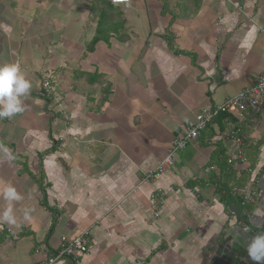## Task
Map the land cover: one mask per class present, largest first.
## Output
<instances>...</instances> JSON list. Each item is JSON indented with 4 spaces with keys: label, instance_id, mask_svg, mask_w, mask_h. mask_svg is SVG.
I'll list each match as a JSON object with an SVG mask.
<instances>
[{
    "label": "crops",
    "instance_id": "crops-1",
    "mask_svg": "<svg viewBox=\"0 0 264 264\" xmlns=\"http://www.w3.org/2000/svg\"><path fill=\"white\" fill-rule=\"evenodd\" d=\"M7 63L20 65L32 89L23 113L0 119V144L16 156L0 162V189L11 184L25 197L14 205L20 226H0V264H37L62 237L79 235L92 244L75 264H204L235 225L216 194L225 172L214 161H226L235 124L215 119L173 168L147 175L201 108L255 84L264 0H0ZM250 114L244 132L258 141L261 173L264 109ZM157 192L154 219L148 197Z\"/></svg>",
    "mask_w": 264,
    "mask_h": 264
},
{
    "label": "built area",
    "instance_id": "built-area-1",
    "mask_svg": "<svg viewBox=\"0 0 264 264\" xmlns=\"http://www.w3.org/2000/svg\"><path fill=\"white\" fill-rule=\"evenodd\" d=\"M109 1L116 5L123 4L127 6L129 4V0ZM50 80L51 77L46 75L41 83L42 89L46 93H50L51 90L49 85ZM263 109L264 68L252 87L242 90L234 97L227 98L220 105L207 104L201 108L192 120L180 127L167 151V155L155 170L147 175V180L155 179L165 170L173 168L177 163L178 153L185 150L191 142L198 139L206 127L219 115L226 114L233 116L237 122L240 123L244 120L246 112L249 111L252 114H259ZM237 124L233 126L227 134L231 150L228 153L226 164L230 169L239 171L241 175L245 174L246 183L243 186H233L230 193L232 197L237 199V202L239 203V206H237L240 209L243 210L246 206H252L256 209L258 204L257 188L259 184L260 169H257V167H250L249 158L245 153V149L248 146L257 147L258 141L246 135L242 128ZM213 169L214 168H211V170ZM163 197L164 195L162 192L153 193L148 197V204L154 219H157L160 216ZM91 244V239L85 235H80L73 239L62 237L59 242L58 250L37 264H75L79 259L90 253ZM35 253L38 254L39 249H36Z\"/></svg>",
    "mask_w": 264,
    "mask_h": 264
},
{
    "label": "clouds",
    "instance_id": "clouds-1",
    "mask_svg": "<svg viewBox=\"0 0 264 264\" xmlns=\"http://www.w3.org/2000/svg\"><path fill=\"white\" fill-rule=\"evenodd\" d=\"M32 83L26 79L25 74L17 63L0 64V119H11L25 111L24 100L30 95ZM16 159L14 153L5 145L0 144V162H12ZM0 199L6 206L0 210V226H20L14 205L25 197L17 191L16 187L9 184L0 189ZM32 209H25L22 219H31ZM264 220V218H261ZM239 241V232L236 233L234 243ZM248 258L255 264H264V232L252 237L245 245Z\"/></svg>",
    "mask_w": 264,
    "mask_h": 264
},
{
    "label": "water",
    "instance_id": "water-1",
    "mask_svg": "<svg viewBox=\"0 0 264 264\" xmlns=\"http://www.w3.org/2000/svg\"><path fill=\"white\" fill-rule=\"evenodd\" d=\"M259 193V192H258ZM235 218V225L228 229L218 244H213L206 250L204 264H255L245 250L247 242L255 235L264 232V225L258 214L264 216V196L258 195V204L251 216L240 211L237 205L228 207ZM239 232V241L233 242Z\"/></svg>",
    "mask_w": 264,
    "mask_h": 264
},
{
    "label": "trees",
    "instance_id": "trees-1",
    "mask_svg": "<svg viewBox=\"0 0 264 264\" xmlns=\"http://www.w3.org/2000/svg\"><path fill=\"white\" fill-rule=\"evenodd\" d=\"M97 38L94 39L91 43H90V46L93 45V43L97 42V39H99L98 36H96ZM164 39L166 40L167 44L169 47H171V43H172V40H171V36H169V33L167 35L164 36ZM246 114H250L249 112H246ZM251 115V114H250ZM249 115V116H250ZM248 116V115H247ZM248 116V117H249ZM231 119L232 122L238 126H240L242 128V130L244 131V126H243V121L242 122H237V120L233 117V116H229V115H226V114H223V115H219L218 117H216V119ZM263 142L261 141L260 142V145L262 144ZM250 148H247L246 149V154H248L249 156V164H250V167L253 168L255 166V162H256V158H257V154H258V147L257 148H252L251 146H248ZM180 153V152H179ZM178 153V154H179ZM220 155L222 156L223 155V152H220ZM218 156V155H217ZM215 157L214 161L216 160V164L218 165V169H219V172L220 173H224L225 172V175H224V180L223 181H219V185H218V189L216 190V194L219 196V200L225 205V207H229V206H232V205H238L239 206V203L237 202V199L232 197L230 191H231V188L233 186H243L245 183H246V177L244 178H241L239 180H234V176H235V172L232 171L226 164V161L221 165L220 163L217 162V159L218 157ZM223 157V156H222ZM222 159V158H221ZM221 159L219 158L218 161H221ZM262 170H264V168H262ZM231 180H233V182L231 183ZM231 183V184H230ZM42 196H43V199L44 201L42 200V206L50 211V212H54L53 209H51L47 203L45 202L46 198H45V193L44 191H42ZM240 211L244 212L242 209H240ZM246 213V212H245ZM252 213V212H251ZM251 213H246L247 215H251Z\"/></svg>",
    "mask_w": 264,
    "mask_h": 264
},
{
    "label": "flooded vegetation",
    "instance_id": "flooded-vegetation-1",
    "mask_svg": "<svg viewBox=\"0 0 264 264\" xmlns=\"http://www.w3.org/2000/svg\"><path fill=\"white\" fill-rule=\"evenodd\" d=\"M257 189V192H259L258 195L260 194L261 196H264V170H262L259 175V184ZM258 218L261 221V218H264V216L262 214H258ZM261 225H264V220L261 221Z\"/></svg>",
    "mask_w": 264,
    "mask_h": 264
},
{
    "label": "rangeland",
    "instance_id": "rangeland-1",
    "mask_svg": "<svg viewBox=\"0 0 264 264\" xmlns=\"http://www.w3.org/2000/svg\"><path fill=\"white\" fill-rule=\"evenodd\" d=\"M256 135H257V134H256ZM242 177H244V176H241V178H242ZM254 209H255V208L252 207V206H246L245 208H243V211L246 212V213H249V214H250L251 212L254 211ZM79 236H80V235H79Z\"/></svg>",
    "mask_w": 264,
    "mask_h": 264
}]
</instances>
